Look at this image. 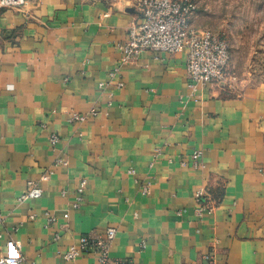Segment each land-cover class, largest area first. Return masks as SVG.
Segmentation results:
<instances>
[{
  "label": "crops",
  "instance_id": "0c3cea01",
  "mask_svg": "<svg viewBox=\"0 0 264 264\" xmlns=\"http://www.w3.org/2000/svg\"><path fill=\"white\" fill-rule=\"evenodd\" d=\"M136 1L0 8V256L17 244L22 264H100L94 247L64 253L113 226L111 259L264 264V85L194 90L186 50L123 63ZM32 181L42 195L22 199Z\"/></svg>",
  "mask_w": 264,
  "mask_h": 264
},
{
  "label": "built area",
  "instance_id": "2783aa9c",
  "mask_svg": "<svg viewBox=\"0 0 264 264\" xmlns=\"http://www.w3.org/2000/svg\"><path fill=\"white\" fill-rule=\"evenodd\" d=\"M27 0H0V8L18 9ZM135 8L140 16V22L135 21L128 30V38L125 43L120 44L123 51V63H129L137 58L143 51L176 53L186 50V69L191 86L194 90L198 85H206L213 82L227 80L226 72L230 62L229 43L223 35L214 33L206 28H196L192 19L196 14L197 5L193 0H137ZM116 71L112 73L115 74ZM99 114L93 108L88 112H73L70 120L72 122L85 121ZM51 142L56 145L60 139L57 134L51 135ZM202 152L194 151L192 160L195 167L201 163ZM185 165L186 163L183 162ZM44 176V178H47ZM87 186L86 179L80 180L78 205L83 200L82 193ZM143 192L148 194V186L143 187ZM43 189L37 182H30L29 188L22 195V199L38 198ZM198 212L212 211L214 203L205 200L204 192L198 191ZM68 217V213H64ZM117 229L113 226L107 228L106 233L99 236H83L78 246L64 253L67 259H75L79 254L94 251L98 254L100 264H132L124 259H111L109 256V244L114 239ZM24 260L20 246L15 244L7 255L0 256V264H22ZM207 264H216L212 256L208 257Z\"/></svg>",
  "mask_w": 264,
  "mask_h": 264
},
{
  "label": "rangeland",
  "instance_id": "374dc122",
  "mask_svg": "<svg viewBox=\"0 0 264 264\" xmlns=\"http://www.w3.org/2000/svg\"><path fill=\"white\" fill-rule=\"evenodd\" d=\"M194 27L226 37L227 84L241 91L264 85V0H193Z\"/></svg>",
  "mask_w": 264,
  "mask_h": 264
}]
</instances>
